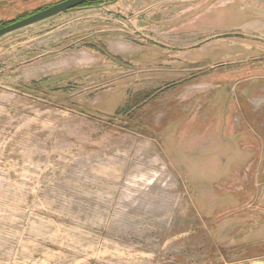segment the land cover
<instances>
[{
  "label": "rangeland",
  "instance_id": "rangeland-1",
  "mask_svg": "<svg viewBox=\"0 0 264 264\" xmlns=\"http://www.w3.org/2000/svg\"><path fill=\"white\" fill-rule=\"evenodd\" d=\"M108 1L0 38V264L264 263V0Z\"/></svg>",
  "mask_w": 264,
  "mask_h": 264
},
{
  "label": "water",
  "instance_id": "water-1",
  "mask_svg": "<svg viewBox=\"0 0 264 264\" xmlns=\"http://www.w3.org/2000/svg\"><path fill=\"white\" fill-rule=\"evenodd\" d=\"M85 1L87 0H62L44 9L33 12L23 18H20L9 24L1 26L0 27V38L13 31H16L26 26L47 20L63 12L76 8L80 4L84 3Z\"/></svg>",
  "mask_w": 264,
  "mask_h": 264
},
{
  "label": "flooded vegetation",
  "instance_id": "flooded-vegetation-1",
  "mask_svg": "<svg viewBox=\"0 0 264 264\" xmlns=\"http://www.w3.org/2000/svg\"><path fill=\"white\" fill-rule=\"evenodd\" d=\"M62 1V0H60ZM58 1V2H60ZM105 0H87L85 1L84 3L80 4L78 7L76 8H73V9H77V8H83V7H91V6H94V5H100L104 2ZM116 0H111V1H108V3H111V2H114ZM57 3V2H56ZM55 4V3H53ZM50 6V5H49ZM48 7V6H47ZM46 7H43L42 9H44ZM41 10V9H40ZM39 11V10H38Z\"/></svg>",
  "mask_w": 264,
  "mask_h": 264
},
{
  "label": "crops",
  "instance_id": "crops-1",
  "mask_svg": "<svg viewBox=\"0 0 264 264\" xmlns=\"http://www.w3.org/2000/svg\"><path fill=\"white\" fill-rule=\"evenodd\" d=\"M252 264H264V263L256 261V262H253Z\"/></svg>",
  "mask_w": 264,
  "mask_h": 264
},
{
  "label": "trees",
  "instance_id": "trees-1",
  "mask_svg": "<svg viewBox=\"0 0 264 264\" xmlns=\"http://www.w3.org/2000/svg\"><path fill=\"white\" fill-rule=\"evenodd\" d=\"M40 9H42V8H40ZM40 9H38V10H40ZM38 10H37V11H38Z\"/></svg>",
  "mask_w": 264,
  "mask_h": 264
}]
</instances>
